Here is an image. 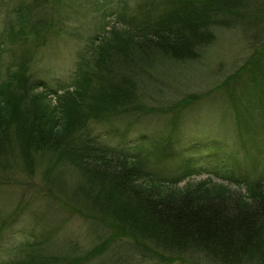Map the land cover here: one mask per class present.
Wrapping results in <instances>:
<instances>
[{
	"label": "trees",
	"instance_id": "obj_1",
	"mask_svg": "<svg viewBox=\"0 0 264 264\" xmlns=\"http://www.w3.org/2000/svg\"><path fill=\"white\" fill-rule=\"evenodd\" d=\"M256 1L166 0L159 12L154 5L150 12L132 15L122 29L114 27L94 39L93 51L80 57L82 70L70 83L60 84L54 95L48 94L59 98L54 107L46 96L38 95V83L14 79L1 85L0 165L7 167L14 161L29 172L40 162L57 171L58 165L73 166L85 184L76 185L71 196L80 203L79 196L97 191L96 196L89 195L93 204V208L87 207L89 216L115 228L113 237H129L146 247L163 264H198L200 259L208 264H264V177L240 179L234 172L229 173L230 179L221 176L239 191L216 181L181 187L190 174L182 180L172 177L168 163L183 153L171 150L182 128V109L192 99L180 100L176 109L163 114L170 130L165 137L141 131L134 134L135 127L130 130L116 124L154 112L140 95L142 63L154 57L179 63L199 59L213 43L214 28L228 26L236 18L244 21L240 7L252 4L264 14ZM53 6L59 7L60 1L47 0V7ZM257 20L264 23V15L257 14ZM254 57L241 68L259 67L245 83V92L237 91L241 69L214 88L215 92L224 90L229 103L241 108L236 118L239 143L249 156L264 148V136L251 126L258 127L259 118L264 120V55ZM259 71L262 75L255 76ZM90 117L97 123H88ZM99 126L101 131L95 132ZM208 142L202 146L207 150L202 157L211 160L220 155V146ZM198 148L187 149L199 154ZM14 153L19 157L11 159ZM229 154L221 155L233 161ZM180 165L188 171L194 161L184 158ZM95 207L102 214H95ZM75 262L71 257L44 259L36 254L19 264Z\"/></svg>",
	"mask_w": 264,
	"mask_h": 264
},
{
	"label": "rangeland",
	"instance_id": "obj_2",
	"mask_svg": "<svg viewBox=\"0 0 264 264\" xmlns=\"http://www.w3.org/2000/svg\"><path fill=\"white\" fill-rule=\"evenodd\" d=\"M59 1V7L48 8L47 0H0V87L14 79H26L31 85L38 83V95L46 96L52 107L57 106L59 99L53 96L54 90L60 84L70 83L82 70L81 65L78 66L80 57L84 52L93 51L94 39L98 40L114 27L122 29L132 15L138 16L145 10L150 12L154 5L156 12L161 11L166 0ZM256 2L264 10V0ZM249 7L246 4L240 7L244 21L236 18L230 26L214 28L213 43L199 59L179 63L166 57H154L145 61L146 64L142 63L139 66L143 68L140 95L146 107L154 112L144 113L134 119L136 122H116L122 128L135 127L134 134L141 131L165 137L170 130L163 114L176 109L182 99L194 100L182 109V128L171 150L183 154L168 163L172 177L182 180L184 175L190 174L181 182V187L219 182L228 184V189L239 191L221 178L230 179V172L240 179L264 177V148L253 151L256 156L241 151L236 124L241 108L229 103L224 90L214 91L254 56L257 59L264 55V46H261L264 23L257 20V14H264L257 12L255 5ZM226 19L230 21L231 18ZM89 65L94 67L95 63ZM242 69L237 79L239 92L246 91L245 83L259 67ZM260 75L259 71L255 76ZM258 120V127L253 123L251 126L261 137L264 136V120ZM88 123L95 124L97 120L90 117ZM97 128L95 132H100L102 126ZM91 131L94 130L91 128ZM207 140H210L209 146L212 142L217 148L220 146V155L211 160L206 155L202 157L207 151L202 149ZM193 145L199 146V154L188 150ZM222 153H231L233 161H227ZM14 155L19 157V153L9 157L12 159ZM184 158L193 159L191 170L185 171L180 165ZM51 167L40 162L29 172L14 161L7 167L0 165V264H19L36 254L44 259L71 257L77 261L74 264H163L146 247L129 237H113L117 232L115 228L89 216L87 207L93 208L89 195L96 196L97 191L92 189L87 192V197L79 196L83 201L80 203L71 196L76 185L85 184L73 166L58 165L59 171ZM93 212L102 214L99 207ZM108 238L110 243L103 248V243L109 242ZM197 263L208 264L203 259Z\"/></svg>",
	"mask_w": 264,
	"mask_h": 264
}]
</instances>
